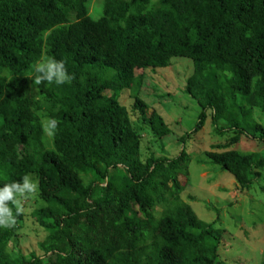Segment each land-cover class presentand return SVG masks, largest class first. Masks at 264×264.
<instances>
[{"label": "trees", "instance_id": "obj_1", "mask_svg": "<svg viewBox=\"0 0 264 264\" xmlns=\"http://www.w3.org/2000/svg\"><path fill=\"white\" fill-rule=\"evenodd\" d=\"M90 3L0 0V187L31 173L43 203L31 216L45 232L39 253L12 254L21 211L0 228V264H217L222 229L182 198L190 145L209 118L222 140L196 161L242 190L260 179L264 149L235 145L241 136L264 144V0H98L93 12ZM48 57L65 61L70 83L33 86L32 65ZM174 57L191 64L181 91L200 108L181 133L138 95L146 72ZM130 110L163 154L143 156ZM171 137L170 156L162 140Z\"/></svg>", "mask_w": 264, "mask_h": 264}, {"label": "rangeland", "instance_id": "obj_2", "mask_svg": "<svg viewBox=\"0 0 264 264\" xmlns=\"http://www.w3.org/2000/svg\"><path fill=\"white\" fill-rule=\"evenodd\" d=\"M97 4L98 0H91V12L97 8ZM171 62L172 65L157 69L155 73L146 72L138 95L149 103L155 101L152 103L154 108L156 106L164 110L165 119L173 133H181L193 127L200 108L194 99L181 91L184 79L191 70V64L181 57H174ZM140 72L141 69L137 70V73ZM120 101L130 108V92L124 91ZM151 110L150 106L147 113ZM130 113L134 126L140 128L141 123L137 115L132 110ZM256 118L260 123H264L262 118L257 115ZM140 129L143 156L148 155L150 151H154L156 155L163 154L159 148L161 142L151 146L146 139L150 134L146 129ZM219 138L222 137L214 134L210 119L207 118L190 145L191 151L194 144L195 152L191 151L194 157L189 163V178L182 198L190 204L199 218L205 221L216 220L215 226L222 229L217 264H259L264 256V170L261 171L260 179L254 182L253 189L242 190L238 188L232 175L221 170L218 165L198 163L196 159L204 157L203 150L222 140ZM173 140L172 137L162 140L164 151L170 156L178 151V143ZM235 147L240 151H260L264 149V144L241 136ZM42 204L37 192L21 202L23 220L7 246L12 254L16 251L24 254L32 251L39 253L38 243L45 232L38 226L31 213Z\"/></svg>", "mask_w": 264, "mask_h": 264}, {"label": "clouds", "instance_id": "obj_3", "mask_svg": "<svg viewBox=\"0 0 264 264\" xmlns=\"http://www.w3.org/2000/svg\"><path fill=\"white\" fill-rule=\"evenodd\" d=\"M33 86L42 82L47 85H64L70 83L71 75L65 68L64 60L41 58L31 68ZM11 80V77H9ZM42 131L46 137L52 138L57 129V120L51 117L41 121ZM38 191V180L31 173H25L19 181L5 183L0 187V228H10L15 224V217L21 211V202ZM9 203L15 208V215Z\"/></svg>", "mask_w": 264, "mask_h": 264}]
</instances>
